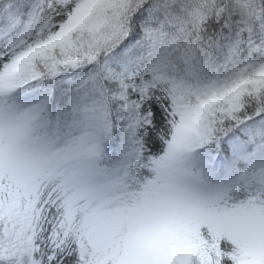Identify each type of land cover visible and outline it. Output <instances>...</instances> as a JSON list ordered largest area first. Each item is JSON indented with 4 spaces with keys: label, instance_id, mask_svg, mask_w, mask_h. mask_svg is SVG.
Wrapping results in <instances>:
<instances>
[{
    "label": "snow or ice",
    "instance_id": "snow-or-ice-1",
    "mask_svg": "<svg viewBox=\"0 0 264 264\" xmlns=\"http://www.w3.org/2000/svg\"><path fill=\"white\" fill-rule=\"evenodd\" d=\"M0 264H264V0H0Z\"/></svg>",
    "mask_w": 264,
    "mask_h": 264
}]
</instances>
